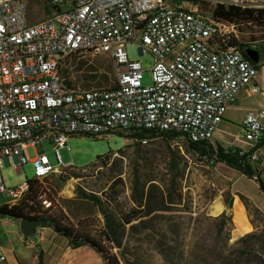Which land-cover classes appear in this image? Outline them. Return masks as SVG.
<instances>
[{"label":"built area","instance_id":"obj_1","mask_svg":"<svg viewBox=\"0 0 264 264\" xmlns=\"http://www.w3.org/2000/svg\"><path fill=\"white\" fill-rule=\"evenodd\" d=\"M213 4L264 9V0H0V195L18 192L4 186L5 161L18 173L27 164L45 178L58 171L44 142L60 167L59 150L80 135L172 132L214 147V132L241 89H261L252 85L257 67L246 52L253 49L245 42L228 49L241 35L202 13ZM30 10L42 19L31 22ZM129 43H137L139 56H152L150 85L142 83V64L128 58ZM81 54L108 58L113 87L65 89L62 68ZM263 118L264 108H257L241 123L239 141L251 151L238 148V154L250 162L264 141ZM38 201L49 207L41 194Z\"/></svg>","mask_w":264,"mask_h":264},{"label":"rangeland","instance_id":"obj_2","mask_svg":"<svg viewBox=\"0 0 264 264\" xmlns=\"http://www.w3.org/2000/svg\"><path fill=\"white\" fill-rule=\"evenodd\" d=\"M30 14L31 22L43 17L42 12L38 17L34 16L33 10H30ZM257 37V34L252 37L244 34L240 39L248 42ZM137 47V43H129L125 50L130 60L142 64V83L150 85L152 56L149 53L139 56ZM257 52L264 56V43H258ZM110 65L106 56L81 54L67 60L62 71L75 89H107L114 85ZM93 76L95 80L90 82ZM250 96L247 105L264 106V97L259 94ZM222 120L211 143L215 147L220 145L224 150L238 146L236 139L242 137L239 125L229 121L227 112ZM43 149L50 165L57 167L58 171L39 183V193L49 203L47 209L43 206L42 209L48 210L45 215L55 217L64 225H71L80 234L97 240L104 226L99 210L90 201L81 199V192L96 195L103 201L111 197L110 203L121 211H127L134 206L131 199L134 180L137 179L139 188L144 190L150 184L149 181L154 180L159 189L173 201L167 212L157 213L136 232L126 234L122 249L111 250L119 264H264V226L247 233L254 235V238L239 241L247 234L239 236L233 231L232 205H225V209L229 210L227 214L223 212L226 219L210 216L211 206L216 200L223 198L224 203L231 201V182L226 179L223 166L211 167L207 159L191 153L184 138H155L137 145L134 140L119 133L108 138L74 136L59 150L62 164L71 162L68 168L57 166L50 143L44 142ZM34 152L33 148L27 149L29 159L34 158ZM172 159L175 168L171 167ZM1 175L8 190L17 189L35 179L31 164L19 168L18 173L7 161ZM234 187L243 191L254 204L264 205V198L254 183L236 178ZM12 200L11 197L0 195V206ZM242 202L252 218L258 220L249 203ZM234 206L239 208L238 200H235ZM18 226L17 220L0 216V244L5 249L6 261L10 256L15 264H38L36 255L45 250V254L42 252L44 264H55L56 261L57 264H65V257L60 261L58 258L62 251L70 248L69 243L56 237L51 228L42 236L45 240L39 242L35 232L24 237ZM38 228L41 230L39 232H43L47 227L41 225ZM104 246L109 247L106 243ZM89 249L92 250L84 246L77 256H89ZM88 256L85 258L90 259ZM71 262L80 264L77 258ZM85 264L107 263L97 254L95 261Z\"/></svg>","mask_w":264,"mask_h":264},{"label":"trees","instance_id":"obj_3","mask_svg":"<svg viewBox=\"0 0 264 264\" xmlns=\"http://www.w3.org/2000/svg\"><path fill=\"white\" fill-rule=\"evenodd\" d=\"M201 11L216 24H226L233 26L242 36L249 34H257V39L245 42V48L250 45H258L264 43V9H248L235 6H228L223 4H213L202 6ZM258 40V41H255ZM233 46L243 49V42H231ZM254 64V63H253ZM111 68V65H110ZM112 71V69H111ZM65 79L63 85L67 90H78L73 87L70 80ZM91 81L95 77H90ZM85 81H89L86 79ZM129 140H134L137 145L141 142L162 138L172 140L178 137L183 138L177 133H155V132H140L132 135H123ZM188 150L195 154L198 158L207 159L214 167L216 164H222L225 167L245 176L247 179L253 178V171L250 166V161L238 154L237 147L224 150L220 145L216 147L208 144H196L187 141L184 138ZM171 167L175 168L174 160L171 161ZM258 187L264 197V185L257 178ZM146 190L139 188V181L136 179L133 183L132 203L133 207L127 211L117 209L110 203L111 197H106L101 200L96 195L86 194L81 192L79 197L81 199L90 201L99 210L103 218L104 226L99 239H93L86 234L78 233L77 229L71 225H64L55 217L45 215L39 196V183L37 181H27L28 185L25 197L15 206L7 207V205L0 206V216L19 220L20 218H30L40 220L42 227L51 228L55 234L68 241L71 249H77L83 246H89L96 254H98L107 264H119L116 256L111 252L112 249H122V242L126 234H132L137 231L142 224L154 217L159 212H167L170 205L174 204L169 195H166L159 189L158 184L154 180L149 181ZM174 184V181H172ZM117 197V196H116ZM116 201V200H115ZM115 203V202H114ZM227 207H231V201L225 202ZM226 219L224 213L220 215ZM254 238V235L247 234L241 237L239 241L244 239ZM109 246L106 248L105 243ZM38 264H44L42 261V253L37 255Z\"/></svg>","mask_w":264,"mask_h":264},{"label":"crops","instance_id":"obj_4","mask_svg":"<svg viewBox=\"0 0 264 264\" xmlns=\"http://www.w3.org/2000/svg\"><path fill=\"white\" fill-rule=\"evenodd\" d=\"M254 52H255L254 57H255V59H257V61L256 62L252 61V62L257 67V74L255 76V79H254L252 85L258 86L261 89V92L253 94V93H251V85L243 87L241 89V91L238 93V95L235 99V102L226 110V112L230 116L229 121L237 123L239 125V128L241 127V123L243 121V118L248 111L254 110L257 108H264L263 105H261V106L257 105V106L252 107V106H249L246 104L247 99L252 97L250 95L255 96V95L259 94L260 97L261 96L264 97V56L261 55L260 52H257V48L254 50ZM263 101H264V98H263ZM226 112H225V114H226ZM236 143L239 145L235 146V147L242 148L245 151H251L250 146L246 145L244 143H241L239 141V138L236 139ZM225 150H228V148ZM255 153L258 155L257 161L250 162V166H251L252 171H253V178L252 179H247L245 176L225 167L222 164H216V165L223 166L225 168L224 169L225 177L229 182H231V205H232L231 210L233 211L232 214H233V220H234L233 231L235 232V234H237L239 236H241L242 234L250 233L253 230H260V228H262L264 226V205H263V203H261L259 205L254 204L252 202L253 200H251L248 196H246L243 191L236 189L234 187V181L236 178H244L245 180L254 183L259 194H261V196L263 197L262 193L259 190L258 183H257L256 179L258 178L262 182V184L264 185V141H261L256 145ZM70 163L71 162H69L65 165H69ZM235 200L239 201V203H240L239 208L234 206ZM242 201H247L249 203V205L253 208V210L255 211L257 216L259 217L258 220L252 218V216L247 212V209L245 208V206H243V204H241V203H243ZM224 211H225V203H224L223 198H220V199L216 200L215 203L211 206L210 216L212 218H217ZM253 220H254V222H253ZM38 231H41V230L38 228ZM46 231H49V228H44V231L40 232V234L35 233L36 236H38V238H39V242H42L45 240L44 237H42V236L45 235ZM55 236L58 238H61L66 243H68L67 240L63 239L60 236H57V234ZM83 247H80L77 249L69 248L67 251H62L61 254H59L60 255L58 258L59 261L63 257H65V258H63V261L65 262V264H71L72 263L71 261L76 259V258L79 260L80 264H85L88 261L89 262L95 261V259L97 258V254L94 255L95 252L93 250H90V249L89 250L91 251V253H89V256L87 254L77 256V253H79V251ZM3 249H4V247H3ZM42 252H43V254H45V250H42ZM66 256H67V259H66ZM85 256H88V258H90V259H86ZM8 261H9V263H8ZM8 261H6L5 263L15 264L10 256H8ZM57 263L58 262L56 261L55 264H57Z\"/></svg>","mask_w":264,"mask_h":264},{"label":"bare ground","instance_id":"obj_5","mask_svg":"<svg viewBox=\"0 0 264 264\" xmlns=\"http://www.w3.org/2000/svg\"><path fill=\"white\" fill-rule=\"evenodd\" d=\"M220 2H228V0H218ZM257 48L256 45L254 44H250L248 45L245 49H253V51ZM228 49H240L236 46H233L231 44V42H228ZM63 168H68V167H71V163L69 165H61ZM35 176V179L34 181H37V182H41V180L45 179V174H34ZM27 188H28V185L25 184L24 186H20L18 187V192H14V193H11V197L13 200L11 203L9 204H6L7 207H13L15 205H17L26 195V191H27ZM69 191V189H68Z\"/></svg>","mask_w":264,"mask_h":264},{"label":"water","instance_id":"obj_6","mask_svg":"<svg viewBox=\"0 0 264 264\" xmlns=\"http://www.w3.org/2000/svg\"><path fill=\"white\" fill-rule=\"evenodd\" d=\"M247 56L251 59V61L256 62L257 59H255L254 51H247L246 52ZM229 212L228 209H225V214ZM18 225H19V230L20 233L24 236L27 237L30 234H32L36 228L42 225V222L40 220H35V219H30V218H20L17 220Z\"/></svg>","mask_w":264,"mask_h":264}]
</instances>
